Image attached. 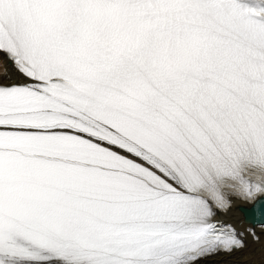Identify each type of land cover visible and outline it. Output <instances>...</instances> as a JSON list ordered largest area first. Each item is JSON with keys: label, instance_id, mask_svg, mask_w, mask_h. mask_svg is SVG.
<instances>
[{"label": "snow or ice", "instance_id": "1", "mask_svg": "<svg viewBox=\"0 0 264 264\" xmlns=\"http://www.w3.org/2000/svg\"><path fill=\"white\" fill-rule=\"evenodd\" d=\"M260 196L264 0H0V264H197Z\"/></svg>", "mask_w": 264, "mask_h": 264}, {"label": "bare ground", "instance_id": "2", "mask_svg": "<svg viewBox=\"0 0 264 264\" xmlns=\"http://www.w3.org/2000/svg\"><path fill=\"white\" fill-rule=\"evenodd\" d=\"M240 202L228 210L225 214L220 215L225 221H230L242 230L246 225L256 228V226L249 221H244L240 214L238 207ZM250 228V227H248ZM258 235V239L254 240L246 233L245 247L239 250H234L231 253L218 254L215 257L208 259L199 264H264V231L254 229Z\"/></svg>", "mask_w": 264, "mask_h": 264}]
</instances>
